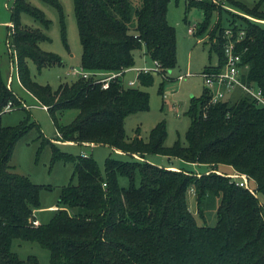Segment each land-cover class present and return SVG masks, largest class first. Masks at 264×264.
Here are the masks:
<instances>
[{
  "label": "trees",
  "instance_id": "1",
  "mask_svg": "<svg viewBox=\"0 0 264 264\" xmlns=\"http://www.w3.org/2000/svg\"><path fill=\"white\" fill-rule=\"evenodd\" d=\"M42 1L58 10L62 41L69 50L60 1ZM72 1L81 44L79 65L92 74L77 76L55 89L35 81L29 60L37 70L63 60L40 47V41L49 39L42 27L20 21L25 12L47 28L50 20L44 12L27 0H13L9 45L14 49L18 80L49 112L55 139L104 144L132 159L108 155L102 174L91 155L60 150L28 111L16 124L0 125V264H40L35 255L20 258L11 249L14 238L36 241L48 249L50 264H264V107L239 89L236 100L230 101V95L211 103L204 86L199 96H190L185 141L177 138L171 145L164 144V119L155 123L146 140L138 129L128 138L124 120L131 113L148 110L149 94L140 86L151 85L154 74L139 72L138 86L125 85L121 75L102 87L95 73L105 75L134 66V50L142 47L158 62L156 73L173 68L176 37L166 16L169 0ZM224 2L260 21L238 15ZM191 7L203 14L195 33L206 32L209 51L217 56V66L210 64L202 72L222 65L226 29L232 30L233 40L243 30L236 50L248 67L241 78L255 83L264 94L262 0L252 6L239 0H187L186 10ZM222 12L231 17H223ZM162 86L163 80L160 91ZM21 105L0 74V115ZM68 109L77 112L69 122H62ZM31 128L38 130L41 145H50L52 162L62 159L73 164L70 181L60 188L45 223L35 215L44 185L15 172L10 163L16 142ZM148 153L176 157L185 164L203 163L209 169L200 173L185 167L173 169L144 160ZM228 169L246 174L249 182L254 180V193L227 176ZM121 177L126 178V185ZM189 189L199 213L206 202L217 199L213 226L196 222L187 202Z\"/></svg>",
  "mask_w": 264,
  "mask_h": 264
},
{
  "label": "rangeland",
  "instance_id": "2",
  "mask_svg": "<svg viewBox=\"0 0 264 264\" xmlns=\"http://www.w3.org/2000/svg\"><path fill=\"white\" fill-rule=\"evenodd\" d=\"M32 5L40 8L45 17L50 20L47 28L35 20L28 13L20 14L22 24L30 27H42L48 36V40L40 41L42 49L59 54L63 60L62 64L46 66L37 70L32 60L28 61L32 78L38 83H48L53 89L60 83L71 82L78 74L75 69H80L81 44L79 42L72 0H59L63 11V27L65 37L69 44L67 50L62 41V22L58 10L42 0H27ZM187 0H169L167 5V20L175 27L176 37V65L167 69L164 74L154 73V81L151 85L140 86L149 94L148 110L138 111L126 116L124 120L125 133L128 138L136 134L138 129L140 136L144 140L148 138L150 129L161 119L166 124L165 145H171L177 138L185 141V132L189 125L190 118L186 114L190 96H199L204 88L202 71L210 64H215L217 56L214 51H209V44L205 42L208 35L190 33L188 27L194 26L203 19L201 9L191 7L186 10ZM248 6H252L259 0H239ZM13 0H0V74L2 79L8 84L12 91L21 99V106L5 110L0 115V125H12L18 123L26 115L27 111L30 118L35 120L39 130L47 138H51L57 147L73 155L87 153L91 155L98 164L100 172L104 173V161L109 155L116 159H132L124 152L116 151L104 144L82 145L79 143H67L55 139V127L52 118L43 106L20 84L17 77L16 59L14 49L10 42L11 7ZM226 8L238 12V15L246 16L252 20L260 21L237 7L224 2ZM264 7V0H262ZM223 17H231V14L223 13ZM186 18V19H185ZM215 18L213 13L212 21ZM233 18V16H232ZM240 20V18H239ZM264 23V21H262ZM144 47L134 50V66H152L151 60L145 53ZM182 75V78H178ZM137 71L129 69L121 76L125 85L129 80H134V86H138ZM163 80L162 90H159L160 82ZM240 91L235 89L231 94L230 101L236 100ZM25 107V109H24ZM77 110L68 109L61 116L62 122H69ZM38 130L31 128L16 142L10 163L13 170L20 174L28 176L33 182L43 184L39 191L40 204L36 209L37 218L40 222H47L55 208L60 192V188L70 181L73 172V164L64 160L51 161V148L49 144L41 145L37 138ZM41 145V146H40ZM40 149L38 151V148ZM136 157H139L136 155ZM151 163L162 166L169 165L166 155L157 153H148L143 158ZM173 159V163L180 165L178 158ZM161 163V164H159ZM189 169L187 164L183 168ZM201 172L205 167L200 166ZM231 172V170H227ZM197 173V172H196ZM200 173V172H199ZM75 182V179H72ZM120 182L126 185V178L121 177ZM250 186H254V180L250 179ZM213 201V200H212ZM208 201L204 204L202 212L197 211V204L192 189L188 190L187 202L198 224L213 226L216 222V204L217 199ZM11 249L15 251L20 258H26L28 255H35L40 264H50V254L48 249L42 247L36 241L21 240L14 238L11 243Z\"/></svg>",
  "mask_w": 264,
  "mask_h": 264
},
{
  "label": "built area",
  "instance_id": "3",
  "mask_svg": "<svg viewBox=\"0 0 264 264\" xmlns=\"http://www.w3.org/2000/svg\"><path fill=\"white\" fill-rule=\"evenodd\" d=\"M188 32L194 33L195 27L190 26L188 27ZM226 36L227 40L223 44L224 49V58L222 65L218 68L213 67L212 71L202 72L204 86L208 90L209 94V102L215 103L219 100H224L235 89H239L242 92L250 95L253 100L256 102L257 105L264 107V94L259 86H257L253 82H246L241 78V75L245 69H247L248 64L242 62L241 53L236 50V42L241 38L243 35V30H240L237 34V37L233 40L232 37V30L227 28L226 29ZM158 62L153 61L152 66H132L124 71H116V72H109L107 74H101L100 72H96L95 75L99 76L95 78L102 83V87H107L108 82L110 79L123 75V72L134 69L139 72L143 73H156L158 70ZM217 66V62L214 64ZM74 72L78 74V76L88 77V75L92 74L91 72L85 71L83 69H75ZM182 75H178V78H182ZM134 80H129L127 85H134ZM229 176L236 184L244 186L248 188L252 193H254V189L252 186L249 185V179L246 174L240 173L237 171H233L226 174Z\"/></svg>",
  "mask_w": 264,
  "mask_h": 264
},
{
  "label": "crops",
  "instance_id": "4",
  "mask_svg": "<svg viewBox=\"0 0 264 264\" xmlns=\"http://www.w3.org/2000/svg\"><path fill=\"white\" fill-rule=\"evenodd\" d=\"M11 22V21H10ZM124 83V82H123ZM231 96H232V94H231ZM43 108H45L44 106H43ZM46 109V108H45ZM55 134H56V132H55ZM67 143H74L73 141H66ZM93 144V143H92ZM92 144H89V145H92ZM114 149V148H113ZM114 150H116V151H120V150H117V149H114ZM122 152V151H121ZM135 157H136V155H134ZM173 158H176V157H173ZM178 160H180V165H178L177 163H173V159H169L168 158V161L170 162L169 163V167L170 168H173V169H177L178 167H183V165L185 164L181 159H179L178 158ZM159 164H161V163H159ZM188 166H189V169H192L194 172H197V173H199V172H201L199 169H197L198 167H200V166H203V167H205V169H204V171H207L208 169H209V166L208 165H206V164H203V163H188L187 164ZM227 168H228V166H226ZM229 170V169H228ZM219 172V171H218ZM233 172V171H232ZM35 215H36V218H37V214H36V211H35ZM37 220L39 221V219L37 218Z\"/></svg>",
  "mask_w": 264,
  "mask_h": 264
}]
</instances>
